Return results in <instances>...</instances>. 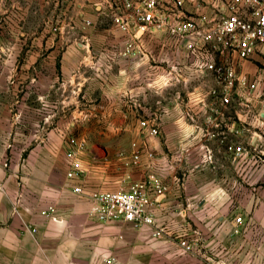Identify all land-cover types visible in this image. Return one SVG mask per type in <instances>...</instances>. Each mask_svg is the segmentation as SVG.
<instances>
[{
    "label": "crops",
    "instance_id": "1",
    "mask_svg": "<svg viewBox=\"0 0 264 264\" xmlns=\"http://www.w3.org/2000/svg\"><path fill=\"white\" fill-rule=\"evenodd\" d=\"M123 3L0 7V26L10 23V66L0 62V264H264V82L248 98L259 114L245 113L211 96V74L192 69L164 32L143 34L123 55L128 34L113 20ZM240 69L264 80L258 57ZM70 136L88 144L76 178L67 176ZM134 141L154 157L143 152L132 165ZM152 176L168 187L153 195L154 226L98 221L89 196L74 191ZM48 206L53 217L41 214ZM158 228L164 235H153Z\"/></svg>",
    "mask_w": 264,
    "mask_h": 264
},
{
    "label": "built area",
    "instance_id": "2",
    "mask_svg": "<svg viewBox=\"0 0 264 264\" xmlns=\"http://www.w3.org/2000/svg\"><path fill=\"white\" fill-rule=\"evenodd\" d=\"M206 2L208 0H124L123 10L113 17L119 29L128 34L122 54L131 53L136 48L137 39L143 34L164 32L174 41L176 51L185 53L187 64L192 69L200 76L211 74L215 82L209 91L211 96L223 104L235 100L240 112H255L248 98L264 80L241 70L240 65L245 60L258 57L264 68V0H226L223 6L213 2L211 12L203 9ZM85 21L91 24L89 19ZM180 75L175 74V80H180ZM140 126L150 135L160 134L159 128L150 120H141ZM87 147V140L83 137L68 138L66 156L69 178L82 175L84 169L80 155ZM131 148L132 165L140 163L143 152L150 158L154 157L146 144L142 146L134 141ZM227 148L238 157L247 153L240 145ZM207 153L208 158L212 159L209 148ZM167 190L168 187L154 176L145 181L123 180L117 190L110 191L86 192L79 186L74 187L75 192L89 196L92 202L90 213L98 221H128L137 226L155 225L149 209L153 204V195ZM54 213V206L41 211L42 215L48 217H53ZM242 221V216L236 218L238 224ZM32 231L36 232L37 229L33 228ZM235 231L238 233L239 229ZM153 235L162 236L164 230L158 228ZM180 245L185 249L192 248L185 240H181ZM115 260L114 257L105 258L107 264Z\"/></svg>",
    "mask_w": 264,
    "mask_h": 264
},
{
    "label": "rangeland",
    "instance_id": "3",
    "mask_svg": "<svg viewBox=\"0 0 264 264\" xmlns=\"http://www.w3.org/2000/svg\"><path fill=\"white\" fill-rule=\"evenodd\" d=\"M16 1L22 2V0H16ZM32 2H35V1H32ZM35 6L36 5L32 3V11L36 10L37 6L36 8ZM0 7H2L3 10H5L6 7H9V10H10V0H0ZM47 11H48V8L44 7V12L46 13ZM47 15L49 16V12H47ZM38 20L39 19L36 18L35 23L32 21V25L34 24V26L37 27ZM19 30L22 31L21 28H19ZM32 31H33V26H32ZM0 32L5 33L0 39V62H2V59H6L7 62H4L3 64L10 66V23L8 25L2 24L0 26Z\"/></svg>",
    "mask_w": 264,
    "mask_h": 264
}]
</instances>
